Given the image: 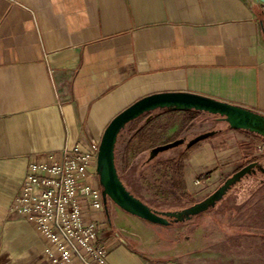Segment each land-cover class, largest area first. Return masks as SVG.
<instances>
[{"label": "crops", "instance_id": "0c3cea01", "mask_svg": "<svg viewBox=\"0 0 264 264\" xmlns=\"http://www.w3.org/2000/svg\"><path fill=\"white\" fill-rule=\"evenodd\" d=\"M169 91L264 117V1L0 0V264H40L43 254L39 232L10 212L28 163L101 140L121 111ZM193 111L158 106L135 117L118 133L115 162L144 143L147 160L170 149L154 150ZM97 216L110 264H152L130 227L142 218L107 202Z\"/></svg>", "mask_w": 264, "mask_h": 264}, {"label": "rangeland", "instance_id": "374dc122", "mask_svg": "<svg viewBox=\"0 0 264 264\" xmlns=\"http://www.w3.org/2000/svg\"><path fill=\"white\" fill-rule=\"evenodd\" d=\"M205 132L211 134L188 145ZM167 136L183 142L148 160L144 143L116 162L125 186L168 220L139 216L143 224L130 223L143 235L145 257L152 264H264V129L236 127L223 114L199 110L182 113V126ZM245 167L221 199L193 216L181 213ZM107 203L122 208L111 198Z\"/></svg>", "mask_w": 264, "mask_h": 264}, {"label": "built area", "instance_id": "2783aa9c", "mask_svg": "<svg viewBox=\"0 0 264 264\" xmlns=\"http://www.w3.org/2000/svg\"><path fill=\"white\" fill-rule=\"evenodd\" d=\"M100 141L66 145L28 163L10 212L22 215L42 236L40 264H110L109 245L98 235L103 191L89 172Z\"/></svg>", "mask_w": 264, "mask_h": 264}, {"label": "water", "instance_id": "95a60500", "mask_svg": "<svg viewBox=\"0 0 264 264\" xmlns=\"http://www.w3.org/2000/svg\"><path fill=\"white\" fill-rule=\"evenodd\" d=\"M158 106H176L182 109L195 108L198 110L220 113L225 115L232 125L251 129H253V125L264 127V117L245 107L212 97L186 91H169L144 96L121 111L111 120L101 138L100 151L97 159V172L103 191L104 203L107 202L108 198H111L124 210L132 214H136L151 222L165 224L168 220L161 212L150 207L125 186L118 175L116 162L114 160V146L119 131L126 123L135 117ZM210 134L211 132L198 134L188 142V145L191 146L208 137ZM182 142V138L174 139L156 146L154 150L158 152L174 147ZM247 171L248 167L243 168L205 200L185 208L181 213L193 216L206 209L209 205L214 204L222 198L228 185L239 179Z\"/></svg>", "mask_w": 264, "mask_h": 264}, {"label": "bare ground", "instance_id": "6f19581e", "mask_svg": "<svg viewBox=\"0 0 264 264\" xmlns=\"http://www.w3.org/2000/svg\"><path fill=\"white\" fill-rule=\"evenodd\" d=\"M252 128H253V129H264L263 126L261 127V126H256V125H253Z\"/></svg>", "mask_w": 264, "mask_h": 264}, {"label": "trees", "instance_id": "16d2710c", "mask_svg": "<svg viewBox=\"0 0 264 264\" xmlns=\"http://www.w3.org/2000/svg\"><path fill=\"white\" fill-rule=\"evenodd\" d=\"M204 177V176H203Z\"/></svg>", "mask_w": 264, "mask_h": 264}]
</instances>
